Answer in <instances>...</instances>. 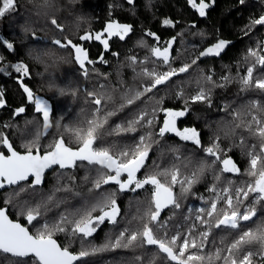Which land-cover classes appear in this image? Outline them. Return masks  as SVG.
Masks as SVG:
<instances>
[{"label": "trees", "instance_id": "obj_1", "mask_svg": "<svg viewBox=\"0 0 264 264\" xmlns=\"http://www.w3.org/2000/svg\"><path fill=\"white\" fill-rule=\"evenodd\" d=\"M99 4V10H93L92 0H16L15 10L9 11L0 18V41L13 42L14 51L0 45V99L4 101L0 106V135H6L14 148L26 151L24 147L29 141L37 140L41 152L49 150V146L61 136L72 147L78 146L76 134L68 132V128H77L80 125L87 126L92 119L102 120L107 111H115L117 114L109 118L108 124L98 130L100 139L97 146L110 147L113 155L125 147H131L138 142L140 135H145L150 129L141 128L136 133L116 135L115 125H126L145 108L163 107L178 111H185L183 117H179L182 128H195L200 134V146L191 141H182L175 134L167 133L156 143L150 153L146 168L138 174L143 178L145 174L155 173L163 169H178L179 179L190 177L201 161L211 162L214 158L206 155L204 149L213 146L219 137L222 149H229L230 156L238 168L239 174L219 172V165L206 172L195 183L188 194L181 193V187L177 184L173 191L179 199V209L169 206L162 212L161 221L167 222L166 229H161L157 235L163 237L165 231L170 239L179 233L181 237L188 235L192 226V233L200 241V233L207 230L195 220L198 209L209 208L210 202L215 199L209 189L216 185L220 190L232 182L233 189L240 187L253 178L247 175L250 169L248 152L255 145V151L259 152V140L253 136L248 125L252 124V116H257L264 121V112L254 107L258 104L264 107V92L258 90H245L240 83V78L246 73L247 67L255 63V58L246 53L248 47H255L257 51L264 45V26L251 25L253 19L264 15V0H206L210 6L203 18L197 17L185 5L184 0H160L151 7L152 13L146 9V5L138 1L137 15H131L122 10L117 14L122 20L133 22L134 29L124 42H117L114 48L117 50V59H112L111 70L106 63L87 65L89 75L85 78L74 60V51L71 48H59L50 43L55 39H71L79 43V37L86 32L92 31V26H98L113 12L115 0H93ZM2 6V0H0ZM114 7V8H112ZM165 16L174 20L176 27L182 30L176 36L175 50L171 56L172 67L179 68L183 64L191 63L203 48L215 42L218 37L232 41L220 57L200 58L196 65L187 73H181L173 77L167 84L158 86V90L148 94L151 99L145 97L143 101H136L133 105H126L128 98L134 97L135 93L142 91L144 77L140 75L143 67L149 69L155 67L162 72V64L151 61L155 60L151 52L145 50L151 46L152 38L140 34L142 26H158L159 18ZM55 19L62 27V31L51 23ZM136 24V25H135ZM141 24V25H138ZM163 29H154L161 32ZM169 30V29H167ZM248 30V35L245 31ZM34 34V35H33ZM183 34V36H182ZM177 35V34H176ZM35 37H38L35 39ZM89 50L92 57L98 55V47L94 43L84 41L81 43ZM38 52L47 53L41 60L34 57ZM90 56V57H91ZM135 56L138 63L133 66L130 57ZM91 57V58H92ZM114 57V56H113ZM112 57V58H113ZM148 58L147 64H140ZM23 62L30 68V76L25 79V84L30 87L35 95L48 99L51 112L50 124L47 129L43 126L42 114L35 111V106L27 99V94L20 86L14 65ZM126 65L121 70V63ZM118 68H117V67ZM117 68V69H116ZM212 75L215 83H208L204 79ZM264 75V68L256 67L254 76ZM229 76L225 82L221 78ZM223 84V86H217ZM203 87L210 92L211 103H193L190 97L196 95ZM60 88H65V94L59 93ZM75 90V95L71 94ZM182 91L183 95H179ZM88 92L95 93L102 99L100 112H96L97 106L92 102L93 98ZM111 96V99L108 97ZM163 101L156 104L157 100ZM121 104H125L123 109ZM24 108L23 113L17 114V110ZM163 113L157 111V121L151 129L155 135V129L162 124ZM112 132V135H109ZM0 151H4L0 145ZM99 166L78 162L72 169L50 170L45 175L41 186L32 187L28 182H22L26 191L19 197L13 195V187L0 192V206H7L8 214L12 219L27 224L31 233L35 234L37 228L43 223L49 224L60 221L61 213L68 218L69 231L55 233L62 247H68L73 253L87 250L91 254L82 257L76 264H176L160 253L156 246H140L138 242L134 246L112 247L115 239L124 228L134 230L139 226L138 217L149 207L151 188L146 186L132 192L117 193V201L121 208V217L116 225H100L91 237L84 238L73 235L70 222L77 217L78 213L90 210L97 206L93 215L99 214L102 204V193L115 190L116 186L106 185L97 191L94 181L105 174ZM215 175H221L220 181H216ZM164 180L163 177H161ZM168 182V181H164ZM203 195L202 200L201 196ZM9 197H13L11 204L6 203ZM51 197V200H49ZM208 202V203H206ZM35 207L40 205L42 215L38 218L39 223L29 225L22 216V205ZM191 205V208L188 206ZM245 206H255L257 216L253 221L242 222L240 229L213 228L208 239L205 254H214L217 248L226 247L249 228L255 229L258 224L264 222V205H253V197L245 201ZM221 201L218 208H223ZM142 209V210H140ZM243 210V209H242ZM184 217V218H183ZM189 217V219H187ZM191 238V237H190ZM223 241V243H222ZM124 242L122 241V244ZM107 245V247H106ZM243 251L238 254L242 258L247 251L259 253L264 251V246L259 242H253L242 246ZM92 249H103L92 252ZM196 250L190 249L187 256ZM226 252H222V256ZM30 259V261L28 260ZM259 255L253 258L254 263H261ZM0 264H36L34 257H16L10 254L3 255L0 252ZM214 264H223V260L215 261Z\"/></svg>", "mask_w": 264, "mask_h": 264}, {"label": "snow or ice", "instance_id": "obj_2", "mask_svg": "<svg viewBox=\"0 0 264 264\" xmlns=\"http://www.w3.org/2000/svg\"><path fill=\"white\" fill-rule=\"evenodd\" d=\"M128 2L132 3L133 0H128ZM188 2L194 9H197L201 17L206 15V9L210 6L205 0H199V3H197V0H188ZM244 2L245 0H240L241 4ZM212 3H214V0H212ZM15 4L16 0H2L0 18L4 17L7 12L14 11ZM51 23L62 31V27L57 24L55 19H52ZM163 23L165 25L173 24L168 19H165ZM251 25L264 26V15L253 19ZM131 31V25L109 21L101 32H97L95 35L91 32H86L79 39L81 41H99L103 44L104 49L108 50L109 40L112 37L123 41L129 36ZM146 35L152 37L157 42L159 41V37L150 31ZM245 35H248V30L245 31ZM50 43L59 48H71L74 51V60L81 69L83 76L85 78L88 77L89 70L87 65H91L94 62L89 59L88 52L83 45L74 43L68 38L64 40L55 39ZM174 43L175 37L168 41L164 47L155 46L150 48L151 56L155 58L151 62L153 64L159 62L169 70L158 72L155 67L151 69L143 67L140 73L145 80L142 91H138L134 97L128 98L126 105H133L136 101L142 102L145 97L151 99L148 94L154 93V90H158V86L167 84L173 77L181 73H187L193 65L197 64L201 57L220 56L229 42L223 39L218 40L214 45L201 51L196 58L192 59L191 63L183 64L179 68L172 67L171 51ZM0 45L12 51L15 48L13 42L0 41ZM45 54L47 53L38 52L34 59L41 60ZM113 55L118 54L113 53ZM248 55L255 58V63L247 67L246 73L240 78V83L245 90L255 89L264 92V75L259 77L254 76L257 66L264 68V45L261 46L259 51L250 49ZM129 59L133 66L138 63L135 56ZM99 62L106 63L102 56ZM148 62V58H145L144 61H139L140 64H147ZM0 63H2V58H0ZM12 67L19 74L17 79L23 92L27 94L28 101L34 104L37 113L42 114L44 128H49L51 126L50 112L52 110L49 100L35 95L32 89L25 84V79L30 76V68L23 62ZM0 70L3 69L0 68ZM204 79L208 83H215L212 75H207ZM221 79L227 82L230 77L224 76ZM217 86L222 87L223 84ZM65 92V88L59 89L61 95L65 94ZM71 94L75 95V90H72ZM2 95L0 93V96ZM87 95L93 98L92 102L97 106L96 112L99 113L102 99L96 97L93 92H88ZM179 95H183L182 91ZM108 99H111V96ZM190 100L193 103L207 102L210 104V92L201 87L196 95L190 97ZM3 103L4 101L0 99V106ZM162 103V99L156 101L157 106ZM124 107L125 104L120 105L121 109ZM254 107L264 112V107L258 104L254 105ZM24 111V108H20L17 110V114ZM157 111L162 112L164 118L161 126L155 129L154 135L151 129L154 128V124L157 121ZM116 114L115 111H107L102 120L94 118L87 122V126L82 124L77 128L66 129V131L76 134L77 147L70 146V144L65 142L64 137L61 136L49 146V150L42 153V146L39 144L37 138V140L29 141L25 144L26 151L21 153L14 148L6 135H0V145L7 152L6 154L4 151H0V189L15 186L13 188V195L19 197L21 193L26 191L22 182H28L32 187L41 185L45 171L54 165L59 166L60 169H72L76 167L78 161L87 162L89 165H96L106 170L105 174L93 182L95 190L99 191L106 185H115L116 187L113 191L102 193L101 202L103 206L99 208L98 215H93L97 211V206H93L90 210L77 214L78 218L70 222L73 225L70 229L73 235H80L84 238L91 237L98 227L106 221L112 225H116L122 215L116 198L117 193H135L138 190L145 189L146 186H151L149 207L138 217L139 226L134 230H130L129 228L121 230L119 236L111 244L112 247L134 246L136 242L140 246H156L160 253L165 254L168 260L175 261L176 264H214L215 261H220L221 259L223 260V264H253V258L257 255H259L261 261H264V251L259 253L247 251L242 258H238V254L243 251V245L259 242L264 246V222L258 224L255 229L249 228L247 231H243L226 249L217 248L214 254L204 253L213 228L235 230L240 229L242 222L253 221V218L257 216L256 207L245 206V201H248L250 196L253 197V205H264V121L254 115L252 116V121L256 127L253 128L252 124L248 125L250 133L259 140V152L255 151V145L248 152L250 169L247 175L253 178L252 181L234 189L231 181L227 182L228 186L220 190L217 189L216 185H213L209 189L213 192L215 199L210 202L209 208L201 207L197 210L198 214L195 220L207 229L199 234L200 241L197 243V239L192 235L195 231V225L192 226L188 235L184 237H181L177 233L169 239L166 231L163 237L157 235L161 229H166L167 227V222L161 221V213L170 205L176 209L181 207L179 199L173 191V188L177 184L180 185L182 194H188L193 185L198 183L206 172L213 169L216 165H219L220 174H239L240 169L237 164L230 156H227V152L231 151V148L227 150L222 149L218 142L219 137H217V141L214 142L213 146L204 149L206 155L214 159L211 162H199L196 171L190 177L179 179V170L174 168L171 170L163 169L155 173L150 172L145 174L143 178H140L138 174L141 173L142 169L146 168L153 146L167 133H174L182 141H191L197 146L201 144L200 134L195 128H185L182 131L177 128V118L183 117L186 114L183 110L176 111L155 106L151 110L145 108L136 117L127 121L126 125L116 124L114 132L116 135H123L136 133L141 128H147L150 131H147L145 135H140L135 145L125 147L119 151L118 155H113L110 147L97 146V141L100 139L98 130L108 124L109 118ZM109 135H112V132H109ZM215 179L216 181H220L221 175H215ZM49 200H51V197H49ZM221 201L224 207L218 208V204ZM12 202L13 197H9L6 201L8 204ZM21 207L20 214L24 216L29 225L35 226L33 222L39 223L38 218L42 215L40 205L31 207L25 204ZM68 223V218L62 216L58 222L52 224L43 223L37 228L36 233L33 234L20 222L10 219L7 208L0 207V251L16 257L32 256L36 264H76L82 257H86L91 253L87 250H82L78 254H74L68 247H62L54 239L55 233L69 231ZM122 241L124 242L123 244ZM190 249L196 251L185 256ZM101 250L103 249H92V252ZM222 252H226V254L222 256Z\"/></svg>", "mask_w": 264, "mask_h": 264}, {"label": "flooded vegetation", "instance_id": "obj_3", "mask_svg": "<svg viewBox=\"0 0 264 264\" xmlns=\"http://www.w3.org/2000/svg\"><path fill=\"white\" fill-rule=\"evenodd\" d=\"M157 1H160V0H140V3H142L143 2V4L144 5H146V9L149 11V12H153L154 10H152L151 9V7H153L154 5H155V2H157ZM184 2H185V5L188 7V9L191 11V12H195V14H197L198 16L197 17H200V18H203V17H201L200 15H199V13H198V11H197V9H194L192 6H191V4L188 2V0H184ZM205 2L206 3H208L206 0H205ZM197 3H199V0H197ZM112 4H114V7H112V8H114L113 9V12H112V10H111V13H109V16L108 17H106V18H104V20L101 22V24L100 25H98V26H92V31H91V33L93 34V35H95V33H97V32H101L104 28H105V26H106V24L109 22V21H116V22H119V23H121V24H128V25H131L132 26V30L134 29V23L133 22H128V21H125V20H122L121 18H119L118 16H117V14H119L120 12H115V10H122V12L123 11H125V12H127V13H130L131 15H137V11H138V9H139V6H138V1L137 0H133V2L132 3H129L128 2V0H115V3H112ZM91 7H92V9L93 10H99L98 8H99V4H97L95 1H93L92 0V4H91ZM209 9V7L206 9V12H207V10ZM206 16V15H205ZM204 16V17H205ZM165 19H168V20H170V21H172L173 22V24H171V25H165L164 23H163V21L165 20ZM136 25V24H135ZM138 25H141V24H138ZM174 25V26H173ZM158 28H160V29H163L161 32H158V31H156V33H154L156 36H158L159 37V41L157 42V41H155L152 37V44H151V46H149L148 48H146V49H142V50H145L146 52H148V51H150V48L151 47H155V46H160V47H164L165 45H166V43L168 42V41H170L172 38H174L175 37V43H176V36H179V33L181 32L182 33V30L180 29V28H178V27H176V24H175V22H174V20H172L171 18H166L165 16H162V17H160L159 18V22H158V26H157V28H155V27H153V26H150V25H145V26H142V32L140 33V34H142V35H146V33L147 32H152L153 33V30L154 29H158ZM167 29H169V30H167ZM132 32V31H131ZM177 34V35H176ZM182 36H183V34H182ZM105 38H106V34H105ZM127 38V37H126ZM220 39H223V40H225V41H230V40H227V39H224L223 37H218V39L216 40V41H218V40H220ZM82 42H84V41H80L79 42V44H81ZM117 42H124V40L123 41H121V40H119L118 38H116V37H112L110 40H109V49L108 50H105L104 49V47H103V44L101 43V42H99V41H96V40H91V41H89V43H94L95 44V46L96 47H98V55H96L95 57H92L89 53V50L87 49V48H85L86 50H87V52H88V56H89V59L90 60H92L93 62L95 61L96 63H100L99 61H97V59H98V57L101 55V53L103 52V59H104V61H106V66H107V68H109L110 70H111V68H112V59H115L116 61H118V57H117V55H113V53H117L118 51L117 50H115L114 48L117 46ZM175 43L173 44V46H172V51H171V56H172V54H173V52H174V50H175ZM212 44V43H211ZM210 45V44H209ZM252 50H256V48L254 47H252ZM223 54V53H222ZM221 54V55H222ZM220 55V56H221ZM92 58H91V57ZM114 56V57H113ZM220 56H218V57H220ZM113 57V58H112ZM132 57V56H131ZM251 57V56H250ZM210 58H212V57H210ZM125 65H126V62L125 63H121V70H123L124 69V67H125ZM253 64H251L250 66H252ZM117 67V66H116ZM118 68V67H117ZM116 68V69H117ZM162 72L163 71H167V70H169L166 66H162ZM172 110H174V109H172ZM176 111H178V110H176ZM163 115V114H162ZM164 118V117H163ZM177 123H178V126H179V129L182 131L183 129H185V128H182L181 126H180V119L179 118H177ZM78 163V162H77ZM84 163H87V162H84ZM102 171L103 172H105L106 170H104V169H102ZM113 186H115V185H113ZM150 188H151V186H150ZM151 191H152V189H151ZM202 195V194H201ZM202 198H203V195L201 196V199L200 200H202ZM171 206V205H170ZM1 207V206H0ZM189 208H191V205H189L188 206ZM167 209V208H166ZM166 209H164L163 211H165ZM140 210H142V209H140ZM162 211V212H163ZM197 215V214H196ZM196 215L194 216V217H196ZM61 216H63L62 215V213H61ZM161 217L163 218L164 216H162V213H161ZM184 218V217H183ZM187 219H189V217H187ZM106 223L109 225L110 223H108L107 221H106ZM25 225L28 227V225L25 223ZM31 232V231H30ZM54 238L56 239V240H58L55 236H54ZM59 241V240H58ZM1 252V251H0ZM3 253V252H2ZM6 253H3V255H5ZM27 257H30V256H27ZM29 261H30V259H28ZM254 264H264L263 262H261V263H254Z\"/></svg>", "mask_w": 264, "mask_h": 264}, {"label": "bare ground", "instance_id": "obj_4", "mask_svg": "<svg viewBox=\"0 0 264 264\" xmlns=\"http://www.w3.org/2000/svg\"><path fill=\"white\" fill-rule=\"evenodd\" d=\"M37 38H38V37H35V39H37ZM216 42H217V41H215V42H213L212 44L206 46L205 48L202 49V51L205 50L207 47H209V46H211V45H214ZM227 42H229L228 45H230V44L232 43V41H227ZM228 45H227V46H228ZM227 46H226V48H227ZM226 48L221 52V54L226 50ZM221 54H220V55H221ZM210 57H217V56H210ZM210 57H201V58H210ZM169 134H170V133H169ZM42 153H43V152H42ZM78 162H80V161H78ZM56 167L59 168V166H56ZM56 167H54V168H56ZM54 168H52V169H54ZM52 169H50V170H52ZM50 170H49V171H50ZM49 171H47V172H49ZM47 172L44 174L42 184L44 183L45 175L47 174ZM42 184H41V185H42ZM41 185H37V186H41ZM10 218H11V217H10ZM11 219H12V218H11ZM13 220H15V219H13ZM17 221H18V220H17ZM19 222H20V221H19ZM22 224H23V223H22ZM23 225H25V224H23ZM7 254H9V253H7ZM74 254H75V253H74ZM76 254H77V253H76ZM10 255H11V254H10ZM12 256H13V255H12ZM26 257H27V256H26Z\"/></svg>", "mask_w": 264, "mask_h": 264}, {"label": "water", "instance_id": "obj_5", "mask_svg": "<svg viewBox=\"0 0 264 264\" xmlns=\"http://www.w3.org/2000/svg\"><path fill=\"white\" fill-rule=\"evenodd\" d=\"M101 56H103V52L101 53V55L98 57V59H97V61H99L100 60V57ZM205 57H210V56H205ZM176 124H177V128L179 129V126H178V123H177V121H176ZM170 134H174V133H170ZM10 141V140H9ZM4 148V147H3ZM17 150V149H16ZM17 151H19V150H17ZM4 152L7 154V152H6V149L4 148ZM19 152H21V153H24L25 151H19ZM54 167H56L55 165L52 167V168H54ZM52 168H50V169H52ZM50 169H47L46 171H45V173L47 172V171H49ZM44 173V174H45ZM7 188H10V187H6L5 189H7ZM4 189H0V192L1 191H3ZM1 207H4V208H7V206H1ZM9 218H10V216H9ZM11 219V218H10ZM13 220V219H12ZM14 221H17V220H14ZM19 222V221H18ZM21 223V222H20ZM22 224V223H21ZM23 225V224H22ZM23 226H25V227H27L26 225H23ZM28 228V227H27ZM29 229V228H28ZM30 231V230H29ZM55 239V238H54ZM57 242H58V244H60L59 243V241L57 240ZM12 255V254H11Z\"/></svg>", "mask_w": 264, "mask_h": 264}, {"label": "rangeland", "instance_id": "obj_6", "mask_svg": "<svg viewBox=\"0 0 264 264\" xmlns=\"http://www.w3.org/2000/svg\"><path fill=\"white\" fill-rule=\"evenodd\" d=\"M250 49H252V47L251 46L248 47V45H247V48H246V53L247 54H248V52H249Z\"/></svg>", "mask_w": 264, "mask_h": 264}]
</instances>
